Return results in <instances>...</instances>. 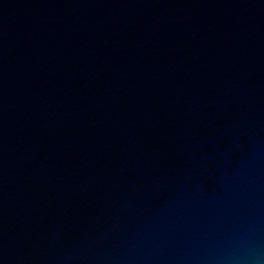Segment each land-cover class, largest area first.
Masks as SVG:
<instances>
[{"label":"water","instance_id":"95a60500","mask_svg":"<svg viewBox=\"0 0 264 264\" xmlns=\"http://www.w3.org/2000/svg\"><path fill=\"white\" fill-rule=\"evenodd\" d=\"M0 264H264V0H0Z\"/></svg>","mask_w":264,"mask_h":264}]
</instances>
